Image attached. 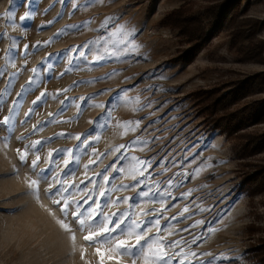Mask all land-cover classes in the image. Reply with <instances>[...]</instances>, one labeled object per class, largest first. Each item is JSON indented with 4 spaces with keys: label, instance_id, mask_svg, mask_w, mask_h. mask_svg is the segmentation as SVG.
Segmentation results:
<instances>
[{
    "label": "rangeland",
    "instance_id": "374dc122",
    "mask_svg": "<svg viewBox=\"0 0 264 264\" xmlns=\"http://www.w3.org/2000/svg\"><path fill=\"white\" fill-rule=\"evenodd\" d=\"M9 7V0H0V34L7 33V37L0 38V69L5 68V53L12 38L18 41L21 55L15 59V66L8 65L0 76L2 94L10 74H17L0 107V120L9 115L12 102L19 100L14 131L9 133L0 127V264H133L132 257L113 250L117 240L94 243L85 239L105 235L100 230L103 225L82 231L73 217L76 208L71 204L65 217L64 200L60 196L50 198L46 191L50 182L53 191L59 187L51 178L41 180L38 196L29 187L37 172L49 167V152L55 157L57 150H75L80 141L74 137L80 135L83 140L84 134L93 129L91 122L105 114L104 107L81 105L78 115L76 105L81 104V97H94L92 105H106L110 99L115 105L110 123L97 130L99 139L96 133L87 136L92 143L78 153L79 166L64 179L66 187L83 189H69L72 195L68 197L84 205L81 212L88 207L84 201L93 189L96 194L89 204L108 187L119 189L128 185L111 193L103 212L111 216L127 210L131 212L130 220L137 223L158 220V227L151 226L145 239L158 234L163 244H154L153 249L171 257L172 264L182 258L177 255L181 249L195 253L183 256L184 264H208L216 257H227L216 264L262 261L264 185L246 192L245 182L264 169V149L257 150L252 145L244 155L242 144L252 135L256 136L255 142L264 139V0H103L74 12L71 4L65 7L59 0H39L38 11L26 30L20 27L19 18L27 7L16 11L15 27L6 23L4 17ZM178 8H184V15L198 16L207 34L201 49L188 62L178 61V57L184 55L189 43L179 37L178 29L162 22ZM107 17H113V21L103 29L101 24ZM80 24L86 26L81 30L67 27ZM120 26L123 29L117 31ZM62 30L64 34L57 36ZM101 38H105L109 49L116 48L115 41H126L120 47H126L131 54L101 61L104 66H86L94 58L96 45L89 49L82 46ZM38 42L37 50L33 46ZM25 45L27 56L23 55ZM73 48L75 52H68ZM104 48L102 40V52ZM66 52L67 56H57ZM80 52L86 60L79 58ZM46 57L52 63L50 71L42 65ZM69 59L73 69L77 65L80 69L65 72ZM34 68L39 69L38 84L18 97L29 78H35ZM113 72L116 74L109 79L87 83ZM77 81L85 83L75 86ZM244 84L249 85V91L236 104L227 99L233 86L242 88ZM206 89L219 95L218 102L227 108L226 113L240 106L251 112L247 107L254 103L259 110L244 115L248 123L235 135H226L218 128L210 131L205 113L191 99L193 91ZM42 92L49 94L46 102L35 107L26 119L25 113L34 107L33 101ZM61 101L67 106H62ZM62 107L64 110L55 116V122L40 128L51 119L50 113L56 114ZM129 121L132 124L126 125ZM34 126L40 130L35 131ZM60 133L65 135L58 136ZM6 136L9 139L5 144ZM36 141L42 142L37 145L38 152L30 150ZM25 152L27 159L22 162L19 155ZM37 155L39 161L34 171L32 161ZM67 158L59 156L52 176L63 175ZM93 178L95 184L90 182ZM248 187L251 189L252 185ZM142 191L149 195L139 196ZM165 191L168 194L161 198ZM189 192L187 198L182 197V193ZM125 197L130 198L127 203H111ZM54 200H60V204ZM197 221L203 223L196 224ZM197 237L202 239L193 242ZM118 240L135 243V237L129 239L126 235ZM180 240L183 243L178 247H167ZM135 264H145L143 257L135 259Z\"/></svg>",
    "mask_w": 264,
    "mask_h": 264
},
{
    "label": "snow or ice",
    "instance_id": "6c2138e0",
    "mask_svg": "<svg viewBox=\"0 0 264 264\" xmlns=\"http://www.w3.org/2000/svg\"><path fill=\"white\" fill-rule=\"evenodd\" d=\"M59 2L61 4H63L65 7H67L68 4H71V7L73 9V12L76 11L78 8H88L93 6L96 3H102L103 0H84V2L81 4L79 3V0H59ZM9 4L10 7L9 9L6 10L4 17L6 18V23H8L10 26L15 27L16 23L14 20L16 11L20 8V7H27V11L24 12V14L22 16H20L19 21H20V27H22L23 29H28L31 27V24L29 23L36 15L37 11H38V5H39V0H9ZM45 11H47V9H45ZM113 21V17H107L105 18L104 22L101 24V28L103 29H107L109 24ZM49 24L52 23V21L48 22ZM86 24H80V25H69L67 26L69 29H75V30H81L83 27H85ZM45 27L44 25H41V28ZM123 29V26H120L117 31H120ZM64 32L63 30L61 32H58L56 35L57 36H61L63 35ZM111 35L115 36L116 33H110ZM125 35H131L130 33H125ZM7 37V33H3L0 34V38H5ZM104 41L105 43V48L104 51L102 52L100 49V44L101 41ZM116 44V48L115 49H109L107 47V41L105 40V38H101V40H97V41H90L88 43H86L85 45H83L82 47L85 49H89L91 46L96 45V50L94 52V58L92 61H87L86 62V66H90L93 64L99 65V66H104L103 64H101V61H108V60H112V59H122L123 56L125 55H130V51L125 47V48H121L120 45L126 44V41H115L114 42ZM39 47V42L37 45H34L33 48L38 50ZM79 47V46H78ZM136 48L135 45L132 46V51H134ZM76 49H70L68 50V52H75ZM68 52L60 54L58 53L57 56H67ZM28 53V45L24 46V52L23 55L27 56ZM18 55H21V53L19 52L18 49V41L15 38H12V43L10 44L9 49L6 50L5 53V68L0 69V76H3L4 72L7 69L8 65L11 66H15V59L17 58ZM49 56H51V54H49ZM79 58L80 59H85L86 57L84 55L83 52L79 53ZM69 63V68L65 69V72H69V71H73V70H79L80 66L77 65L75 69H73L71 67L72 65V59L68 60ZM42 65L44 67H46L49 71L52 68V63L49 60V57L45 58V61L42 62ZM32 72L34 74L35 78L30 77L29 78V82L26 86H22V91L20 93H17L18 97L23 96L25 93L29 92L32 87L36 84H38L39 80H40V75H39V69H32ZM116 73H109L107 74L105 77H100L97 78L96 81H87V83H92V82H98L99 80L102 79H109L111 78L112 75H115ZM16 73H12L10 74L11 79L9 80L8 85L6 86L5 90L3 91L2 94H0V107H2L6 97L10 94L9 93V89L12 87V83L14 78L16 77ZM64 73H61V76H63ZM80 83H85L84 81H77L74 82L75 86H78ZM63 91H67V89L63 90ZM102 94V93H99ZM120 93H117V95H119ZM59 95V92L55 95H53L52 98H56V96ZM49 96V94L47 92H42L40 94V96H38L36 98V100L33 101V108L29 109L28 113H25V117L26 119L28 118L29 114L34 112L35 107L38 106H42V104L44 102H46L47 97ZM67 99V98H66ZM94 99V97H81L80 101L81 104H77L76 107L78 109V115L80 114L81 109V105H83L85 108L88 106H95V107H104L106 108V112L103 116L98 117L96 121H92L91 123H93V129L90 130L89 133L84 134V139L81 140L80 135H76L74 138L77 139L78 141H80V144L77 145V148L75 150L73 149H60L57 150L56 152V156L53 157V153L49 152L48 156H49V160H48V164L49 167L46 169H42L39 172H37L36 178L32 179L29 183V187L30 189H32L33 193L36 194L38 196V185L41 182V180H49V178H51L52 181H55L56 184L59 185V187H57L54 191L53 189V184L50 182L48 189L46 190L49 194V197H56V196H60L63 200H64V207L62 208V212L65 215V217L68 215V211H69V204H71L72 206H74L76 208V211L73 213V217L77 220L80 229L83 231L86 228H92V227H96V228H100L101 225H103V228L100 229L103 233H105V235L103 236H99V233H97V235L99 236L98 239L93 240L92 236H87L85 237L86 240L92 241L94 243H110L113 240H117L118 242L116 243L115 247H114V251H116L119 255H128L130 257L133 258V264H135V259L143 257L145 264H172V258L167 256L165 253H163L161 250L158 249H153V245L157 244V243H161L163 244V241H161L159 239V235L157 234L156 237H151V238H147L146 234L147 231L149 230V228L151 226H157L158 227V220H154L152 221L150 224L149 222H141V223H137L134 220H130V216H131V212L130 211H124L122 213H113L111 216L105 214L103 212V208L107 206V203L110 200L111 197V193L113 191L116 190H123L128 188V185H121L118 188H116L115 186L113 187H108L105 191H102L99 193V196L97 197V199L95 201H93V204L95 205V207H93V204H89V200H92V196L96 194V189H93L91 194H89L88 199L84 201V204H87L88 207L84 209L83 212L80 211L81 208H83V204L79 203L78 201H70L68 199V197H70L72 195V191H69V189H73V190H79V191H83V189H79V186H72V185H68L67 187L64 184V179L67 178L68 175L74 174V171L76 170V168L79 166V154L80 152L83 151L84 148L88 147L92 142L87 140V136L91 135L93 133H96V139H99V134L97 132V130L99 128H104L106 127L111 120V111L113 110V108L115 107L113 101L110 99L109 102L106 105H92L91 104V100ZM13 107H11L9 109V115L5 116L3 118V120H0V127H4L6 132H13L14 131V122H15V118H16V109L19 107V100H14L12 102ZM62 106L66 107L67 105L65 104V101H61ZM64 107L61 108L60 112L56 113V114H52L50 113V120L47 122H43L40 125V128L47 126V124L53 123L55 122V116L59 115L63 110ZM78 118V117H77ZM23 123V121L21 122ZM126 125H131L132 122H125ZM138 125V122H136ZM40 128H37V126H34V130L38 131L40 130ZM65 134L60 133L58 134V136H64ZM68 138H73L70 135L68 136ZM9 137H4L3 140L5 142V144L7 143ZM18 139H23V137H19ZM51 140V138H50ZM49 141H44L43 143H47ZM139 142V141H137ZM42 142L40 141H36L34 142L31 146H30V150L32 151H37L38 152V148L37 145H40ZM143 143H147L146 141H144ZM124 147V146H121ZM29 146H26V151L28 150ZM119 149H116V151H118ZM19 151V150H18ZM74 152L76 154H74ZM60 155H66L68 158L65 159L64 161V165H65V171L63 173V175L61 174H57L56 176H52V172L55 169V165L57 160L59 159ZM99 159V156L97 157ZM19 159L22 162H26V152L25 153H21L19 155ZM39 161V155H37L36 159H34L32 161V169L35 171L36 167H37V163ZM94 163V161H89V164ZM71 164V166H70ZM85 168H88V165H85ZM199 171V170H197ZM184 178L187 179L188 178V174L185 173L184 174ZM104 180L107 182V177H104ZM90 182L92 183H96L95 179L93 178ZM135 186V185H133ZM172 181H169V187H172ZM65 193H67V195H65ZM168 193L167 191L162 192L161 198H163L164 196H166ZM139 196H147L149 195L148 192H140L138 193ZM190 195L189 193H182V197L187 198V196ZM100 197H103L104 200L101 201ZM130 198L125 197L123 198V200L121 201L119 198L115 201H111V203L115 204V203H120V202H124L127 203L128 200ZM173 199H176L175 197H173ZM55 204H60V200H54L53 201ZM162 202V199H161ZM135 205H130V208H134ZM184 212L188 211V208L185 207V209L183 210ZM201 211H203V209H201ZM183 213H181L182 215ZM97 217H99V219H97ZM173 219H176L175 217ZM61 226L65 229H68V225L64 224L63 221H60ZM203 223L202 221H197L196 224H200ZM109 225H111V227H109ZM121 225H123V227H121ZM145 225H148L147 227ZM195 225H192V227H194ZM187 229L183 230L186 231ZM213 229H205V231H212ZM121 235H126L129 239L135 237V243H129L128 240H118V238ZM72 240H75V236L74 234L72 235ZM196 239H202V237H197L194 238L193 242H195ZM143 241V243H142ZM181 243H183V240L180 241H173L170 244L167 245V247H178ZM178 256H181L182 258L177 261V264H184V260H183V256L186 255H195V253H184L183 249H181L180 253H177ZM220 259H227V257H216L214 258L212 261L208 262V264H216L217 260ZM201 264H205V262L201 261Z\"/></svg>",
    "mask_w": 264,
    "mask_h": 264
},
{
    "label": "trees",
    "instance_id": "16d2710c",
    "mask_svg": "<svg viewBox=\"0 0 264 264\" xmlns=\"http://www.w3.org/2000/svg\"><path fill=\"white\" fill-rule=\"evenodd\" d=\"M183 11L184 8L173 10L167 14L164 19H162V22L165 23L164 25L178 29L179 37H182L183 41L189 43L190 47L183 51L184 55L178 57V61L188 62L201 49L204 41L206 40L207 34L205 33L198 16H193L190 14L184 15L182 14ZM248 91V84H244L242 88L241 86L235 85L233 86V90L229 92L227 99H233V103L236 104L239 101L238 99L241 96L246 95ZM218 98L219 95L216 92L207 89L196 90L191 93V99L193 102H196L197 105L200 106L202 112L205 113V123L207 124V128H209L210 131L218 128L222 133H225L229 136L233 135L234 133H238V131L248 123V121L245 119L247 116L244 115L247 113H253L254 110H259V108L256 107V103H254L251 107L246 106L251 112H245L247 109H243V107L240 106L239 108L233 109L226 113L227 108L224 107L222 102H218ZM219 110L221 112L217 114V111L219 112ZM222 110L224 112H222ZM257 117L258 116H255V118ZM254 137L256 136H249L246 143L242 144V153H244V155L249 153L247 151L252 145L257 147V150L264 149V139L255 142ZM257 172L259 173L253 175L252 178H248V182H245L246 192H251L253 189H260L261 186L264 185V169H259ZM248 185H252V188L249 189ZM261 260L262 261L258 260L255 262V264H264V258L261 257Z\"/></svg>",
    "mask_w": 264,
    "mask_h": 264
}]
</instances>
